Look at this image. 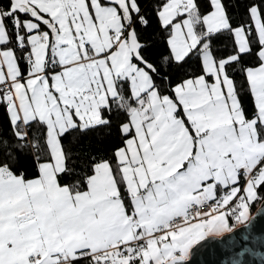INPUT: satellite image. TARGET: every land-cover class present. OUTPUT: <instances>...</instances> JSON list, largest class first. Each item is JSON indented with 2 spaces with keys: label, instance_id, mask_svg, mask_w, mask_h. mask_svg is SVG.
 Returning a JSON list of instances; mask_svg holds the SVG:
<instances>
[{
  "label": "snow or ice",
  "instance_id": "1",
  "mask_svg": "<svg viewBox=\"0 0 264 264\" xmlns=\"http://www.w3.org/2000/svg\"><path fill=\"white\" fill-rule=\"evenodd\" d=\"M256 201L264 0H0V264H185Z\"/></svg>",
  "mask_w": 264,
  "mask_h": 264
},
{
  "label": "water",
  "instance_id": "2",
  "mask_svg": "<svg viewBox=\"0 0 264 264\" xmlns=\"http://www.w3.org/2000/svg\"><path fill=\"white\" fill-rule=\"evenodd\" d=\"M185 264H264V204L259 202L246 225L199 242Z\"/></svg>",
  "mask_w": 264,
  "mask_h": 264
},
{
  "label": "trees",
  "instance_id": "3",
  "mask_svg": "<svg viewBox=\"0 0 264 264\" xmlns=\"http://www.w3.org/2000/svg\"><path fill=\"white\" fill-rule=\"evenodd\" d=\"M159 51H160L159 48H153V49L151 50V54H152L153 56H156V55L159 54ZM104 143H106L105 140H101V141L98 142L99 146H101V147L104 145ZM258 204H259V201H256V202H253V203H252V205H251V212H253V211L255 210V208L257 207Z\"/></svg>",
  "mask_w": 264,
  "mask_h": 264
},
{
  "label": "crops",
  "instance_id": "4",
  "mask_svg": "<svg viewBox=\"0 0 264 264\" xmlns=\"http://www.w3.org/2000/svg\"><path fill=\"white\" fill-rule=\"evenodd\" d=\"M252 205V204H251ZM251 205H250V208H249V216L251 215Z\"/></svg>",
  "mask_w": 264,
  "mask_h": 264
}]
</instances>
